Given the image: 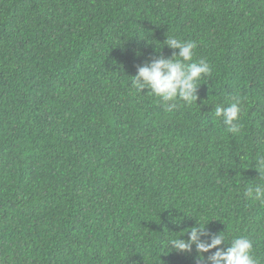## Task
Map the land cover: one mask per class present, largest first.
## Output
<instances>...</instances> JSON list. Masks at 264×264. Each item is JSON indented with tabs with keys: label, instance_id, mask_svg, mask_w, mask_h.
<instances>
[{
	"label": "trees",
	"instance_id": "16d2710c",
	"mask_svg": "<svg viewBox=\"0 0 264 264\" xmlns=\"http://www.w3.org/2000/svg\"><path fill=\"white\" fill-rule=\"evenodd\" d=\"M167 37L211 68L172 113L129 82ZM261 155L264 0H0V264H209L168 246L204 224L264 264Z\"/></svg>",
	"mask_w": 264,
	"mask_h": 264
},
{
	"label": "clouds",
	"instance_id": "9594fccd",
	"mask_svg": "<svg viewBox=\"0 0 264 264\" xmlns=\"http://www.w3.org/2000/svg\"><path fill=\"white\" fill-rule=\"evenodd\" d=\"M164 45L168 48L179 51H173L170 58L153 59L142 66L137 67L134 76H130V86L136 92L142 93L147 89V93L159 98L165 112L172 113L183 102L185 105L196 103L198 99V81L211 74V68L204 60L194 61V49L197 47L194 41H182L175 37H167ZM242 108L241 98L237 96L227 107L217 106L215 108V117L222 119L225 131L233 136L238 134L243 127L239 124ZM259 173V179L264 181V155H261L256 168ZM245 197L254 201L264 203V185L257 184L248 186L245 191ZM203 226H194L187 231L188 239L179 237L170 239L168 246L172 251L191 252L195 245L200 260H205L209 264H258L254 257L252 241L246 236L233 237L229 241L224 234H211ZM209 237V239H201ZM230 244L229 247H221ZM215 249L211 255L205 258L204 253H209Z\"/></svg>",
	"mask_w": 264,
	"mask_h": 264
}]
</instances>
